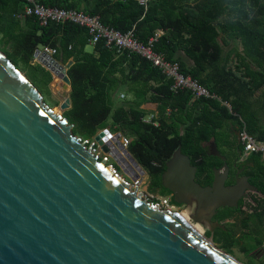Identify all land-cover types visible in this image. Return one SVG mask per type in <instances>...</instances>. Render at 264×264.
Segmentation results:
<instances>
[{"label": "trees", "instance_id": "obj_1", "mask_svg": "<svg viewBox=\"0 0 264 264\" xmlns=\"http://www.w3.org/2000/svg\"><path fill=\"white\" fill-rule=\"evenodd\" d=\"M139 1L37 3L97 17L108 29L132 33L143 46L161 32L153 51L166 62L177 63L181 74L196 80L215 98L195 99L188 90L173 91L171 79L149 62L135 54L118 53L103 40L91 46L87 31L78 26L49 23L42 27L35 18L20 17L23 0H0V51L42 98L51 96L53 77L33 64L35 52L54 49L53 59L60 65L72 61L67 71L70 108L62 116L74 126V135L91 144L107 129L122 134L131 142L129 153L149 178L148 201L157 204L150 196L169 197L178 206L162 177L179 148L197 167L196 181L205 186L222 165L211 154V143L223 155L236 157L244 152L238 141L244 130L258 142L264 141V0H144L143 6ZM120 90L132 100L115 108L112 98ZM147 105L155 106L153 114L144 109ZM149 116L152 121L145 123ZM247 163L245 173L255 194L251 201L241 199L237 208L218 210L214 219L224 229H215L212 239L226 253L234 255L237 250L246 264H254L252 254L264 247V239L259 238L264 237V156L252 153Z\"/></svg>", "mask_w": 264, "mask_h": 264}, {"label": "water", "instance_id": "obj_2", "mask_svg": "<svg viewBox=\"0 0 264 264\" xmlns=\"http://www.w3.org/2000/svg\"><path fill=\"white\" fill-rule=\"evenodd\" d=\"M34 62L70 92L72 61L62 66L37 50ZM59 108L67 111L69 99ZM73 129L0 51V264H240L214 245V230L224 226L212 218L237 208L246 189L256 191L247 178L224 186L226 165L201 186L190 157L181 148L174 153L163 186L207 227L210 236L201 237L179 212L134 187L147 175L122 146V134L107 129L90 144ZM211 149L220 156L215 143Z\"/></svg>", "mask_w": 264, "mask_h": 264}, {"label": "built area", "instance_id": "obj_3", "mask_svg": "<svg viewBox=\"0 0 264 264\" xmlns=\"http://www.w3.org/2000/svg\"><path fill=\"white\" fill-rule=\"evenodd\" d=\"M25 7L23 14L20 17H32L35 18L40 26L45 27L49 23H55L57 25L72 24L85 29L89 36V44L94 46L100 41H105L108 47L115 48L119 52H128L140 56L147 62H149L154 68L158 69L162 75L168 77L172 81L171 89L173 91L188 90L191 92L193 98L211 97L206 88L198 84V82L192 79L190 76H184L180 73L179 65L177 63L166 62L162 55L153 51V44L156 38L162 35L158 32L155 38L150 40L147 46L139 44L133 37L132 33L120 34L112 29L104 27L97 17H90L81 12L76 11H64L56 8H46L37 3V0H23ZM140 5H145L146 1L140 0ZM41 52L53 58L56 55V50L49 48H42ZM123 99V96H120ZM152 116H149L144 120L145 123L152 121ZM156 127L158 124L154 123ZM240 141L244 146L245 155L252 153H261L264 156V141L258 142L251 137L246 130L241 132ZM130 140L122 137L121 144L124 149L128 150L130 146ZM144 178H140L133 183L134 187L141 190L143 186ZM151 200H156L162 208L173 211L175 206L170 202L169 197H155L152 196Z\"/></svg>", "mask_w": 264, "mask_h": 264}, {"label": "rangeland", "instance_id": "obj_4", "mask_svg": "<svg viewBox=\"0 0 264 264\" xmlns=\"http://www.w3.org/2000/svg\"><path fill=\"white\" fill-rule=\"evenodd\" d=\"M39 51L42 50V48H39L38 49ZM87 52H91V48L88 47L87 48ZM33 64H36L35 62H33ZM49 91L51 93V96L50 97H47L46 94H43V98H44V102L45 104L55 113V114H58V115H62V111L60 110L59 106L61 104H63V102L67 99V95L68 93L64 92L62 87L60 86V81L56 78L53 77V81L52 83L50 84L49 86ZM120 95H123L125 97V101L124 100H121L119 98ZM132 100V98L130 96H128V94L124 91V90H120L119 92H117L114 97L112 98V102H113V105L114 107L116 108L117 106H119L121 103H124V102H130ZM54 103H57V107L54 106ZM146 107V106H145ZM144 107V108H145ZM97 154L99 155V158L100 160H103L105 158H107L105 155H103L102 153H100V151L97 152ZM110 165H116V163L111 159L109 161ZM123 174V173H122ZM123 176H125L123 174ZM127 179L128 182L131 183V179L128 178V177H125ZM143 186L141 188V192H143L145 195V199L149 198V195H148V186H149V178L148 176H146L144 178V181H143ZM152 197V196H150ZM160 197V196H159ZM158 198V197H157ZM149 200V199H148ZM173 211L175 212H179V213H186L188 216H189V222L193 225H198L201 229H202V232H203V235L206 237V232L208 231L207 230V227L204 225V224H201L199 222H195L191 219V216L193 215V209L190 208V207H183V208H178L175 206V208L173 209ZM208 238V237H207ZM260 239H264V237H261L259 236ZM215 246L218 247L217 244H214ZM253 255V254H252ZM233 258H235V260L237 262H239L240 264H246L245 263V259L243 257V255L239 254L237 252V250L235 251V254L232 255ZM254 264H260L259 262L257 261H252Z\"/></svg>", "mask_w": 264, "mask_h": 264}, {"label": "flooded vegetation", "instance_id": "obj_5", "mask_svg": "<svg viewBox=\"0 0 264 264\" xmlns=\"http://www.w3.org/2000/svg\"><path fill=\"white\" fill-rule=\"evenodd\" d=\"M238 136H240V134ZM238 141L242 144V142L239 139H238ZM211 151H213V150L211 149ZM227 152H229V151H227ZM229 154L230 153H228V155ZM228 155L227 154L223 155L222 153H220V156H217L218 158H220L222 160V165L219 167V170L221 171V173H224L226 170V165L228 166V177L225 179L224 186H226V187L233 186L235 184L236 180H239L242 182L244 178H247L248 184L252 187L253 185L250 182V177L245 173L248 169L247 159H248L249 155H245V153L242 151H239V153L236 157H234L233 155H230L228 157ZM213 181H214V179H213ZM211 183L209 185H205V186H210ZM254 194H255L254 191L246 189L245 190V196L242 199L247 200V201H251V198H252V196H254ZM173 206H175V205H173ZM185 206L186 205H178L176 207L183 208ZM215 216L212 218L213 221H215V219H214ZM225 222H227V221H225ZM220 224H222V223H220ZM253 256H256L254 261H257L260 264H264V247L261 250L255 252L253 254Z\"/></svg>", "mask_w": 264, "mask_h": 264}, {"label": "bare ground", "instance_id": "obj_6", "mask_svg": "<svg viewBox=\"0 0 264 264\" xmlns=\"http://www.w3.org/2000/svg\"><path fill=\"white\" fill-rule=\"evenodd\" d=\"M182 219L187 221V223L193 228V230L198 233L201 237L203 236L202 229L198 225H193L189 222V216L186 213H179ZM235 261V260H234ZM238 263V262H237Z\"/></svg>", "mask_w": 264, "mask_h": 264}, {"label": "crops", "instance_id": "obj_7", "mask_svg": "<svg viewBox=\"0 0 264 264\" xmlns=\"http://www.w3.org/2000/svg\"><path fill=\"white\" fill-rule=\"evenodd\" d=\"M144 109L151 114H153L155 112V106L154 105H147Z\"/></svg>", "mask_w": 264, "mask_h": 264}]
</instances>
